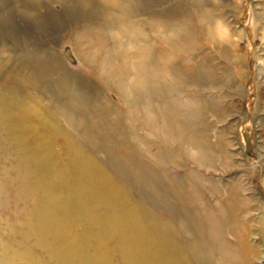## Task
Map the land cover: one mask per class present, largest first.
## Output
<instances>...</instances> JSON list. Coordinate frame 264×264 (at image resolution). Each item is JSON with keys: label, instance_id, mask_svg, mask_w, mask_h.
<instances>
[{"label": "rangeland", "instance_id": "rangeland-1", "mask_svg": "<svg viewBox=\"0 0 264 264\" xmlns=\"http://www.w3.org/2000/svg\"><path fill=\"white\" fill-rule=\"evenodd\" d=\"M95 54L98 62L87 59ZM144 57L152 58L155 73L149 89L130 84L133 66ZM0 94L24 121L19 138L8 128L0 131L8 151V172L0 173L7 232L0 240L28 244L33 257L25 264H59L52 248H64L67 263L86 264L81 259L94 250L68 254L70 227L60 233L52 225L44 233L50 247L37 245L40 221L28 217L34 202L29 179H17L18 139L20 153L35 152L42 162L41 179L71 194L56 218L76 217L73 237L85 241L90 229L74 196L83 182V196L92 191L91 180L80 175L87 157L74 152L78 147L134 201L176 226L191 264H216L217 257L214 240L195 230L194 219L222 207L230 221L239 206L237 227L252 225L249 240L258 250L252 261L264 264L257 223L264 214V0H0ZM147 107L159 115L157 130L146 123ZM163 110L173 112L172 119L161 117ZM199 144L211 149L202 155ZM17 206L21 225L15 228ZM223 239L235 242L229 229ZM189 244L197 246L195 256Z\"/></svg>", "mask_w": 264, "mask_h": 264}, {"label": "bare ground", "instance_id": "bare-ground-1", "mask_svg": "<svg viewBox=\"0 0 264 264\" xmlns=\"http://www.w3.org/2000/svg\"><path fill=\"white\" fill-rule=\"evenodd\" d=\"M114 1L115 0H112V2ZM224 37L230 39V36L224 35ZM102 47L103 42L100 41L97 49ZM147 51L152 50L148 48ZM90 58L92 61L98 62L96 54L92 57H87V59ZM147 58L148 60L144 57V61L142 58L139 65H135V67L133 66V69L136 68L137 72L135 79L130 83L132 86L137 85L138 87L150 88V84L155 78V73L153 66L148 64L151 63L152 58ZM154 58H156V56ZM112 62L113 61H111V63ZM121 67H123V65ZM105 69L107 68L105 67L103 69L104 72L106 71ZM190 70H195L196 73H198V71L200 72V70L194 69L193 67L190 68ZM6 100L7 97L0 94V131L8 128L11 130V133L18 135L19 138L20 127L23 126L24 121L22 123L20 122V113H17L18 115L13 113V115L12 112H10L11 110H8L9 107L7 108L6 106ZM189 102L188 105L194 104L193 107L198 109L199 105L196 101L190 100ZM144 111L147 115L146 123H149L151 128L157 130V121L159 120V117L157 116L159 115L154 114V111L148 107L145 108ZM162 115H166V118L174 116L173 112L170 110L161 111V117ZM174 119L171 121H174ZM115 122L118 124L119 118H117ZM194 138L197 139L195 136ZM194 138L191 137V139ZM18 140V158L21 160V168L19 174H17V179L19 178L18 181L20 182V174L22 178L29 179L27 181L29 189L27 190L29 196L33 198L34 202L31 205V212L27 214L31 220L37 217L40 221L35 230L37 231V245L44 247L45 250L46 247H50L47 245L48 242H45L46 237L44 236V233L48 231L50 225L53 226L54 230V227L58 226L56 229L57 232H60L61 228L67 230V227H70L68 228L70 233L65 242L67 243L66 247H70L71 250L68 254L71 255L72 253H78L85 249L94 250V254H90L89 256L84 255L81 259L85 260L86 264H114L112 259L108 257L107 253H113V255L116 256L117 261L119 262L117 264H191L184 253L185 244L181 240V234L176 226L165 219L155 216L153 213L146 210L141 204L134 201V199L131 198V195L127 193L124 186L115 180L101 164L96 162L92 156H88L89 154H87V151H79L81 148L76 146L74 152L77 154L81 153L84 155L83 157H87L85 159L86 161H83L82 164H80L82 165L79 167H82L80 175L83 179L88 177L89 180H91V184L89 185L91 188L88 190L92 191L89 192L87 190L89 192L88 196H83V192L86 190L84 188L87 187V185L84 187V182L74 191V196H76V200L81 209L78 215H81L88 220L85 221L86 224L84 225L86 228V225H88L90 229H87L89 232L84 236V238H86L85 241H83V238H80V240L78 237H73L72 233L76 232L74 230H77L78 227L74 223L76 217H73V214L69 213V216L66 215L68 221L56 218V215H58L57 210L59 209L61 211V209L66 208V199L71 194L68 193L64 195L60 189V185L49 183L41 179L46 175L41 171L43 168L42 162L35 158V156H37L35 152L27 151V149H25L26 152L23 150V152L20 153V139ZM197 149L199 150V153L203 155L211 148L199 144ZM7 152L0 145V173L4 175L8 172L6 165ZM28 153L30 154V158L27 157ZM149 153L151 155L153 154V151H149ZM122 157L124 161L128 163L131 162V156H129V154L124 153ZM47 165L44 164V167ZM90 168L96 169L99 173L94 172L92 175L91 172H89ZM4 190L3 185H0V201ZM190 195L194 197L193 194L190 193ZM195 201L198 202L197 200ZM16 204L20 205V196L17 199ZM103 208H113V211L112 213H107L105 210H102ZM233 212H237L238 214L234 217L232 216L233 219L230 221L226 220L228 217L227 212L222 207L219 209L218 213L214 212V210L202 213L199 218L196 217L194 219L195 230L199 231L204 239L205 236H207L214 240V243H212L210 247H213V252L217 253L215 259L216 264H253L252 256L256 255L258 250L253 244H251L249 237L254 233L252 232L254 229L247 221L240 223V227H237V223L240 222L241 219L239 214L241 215L242 208L240 206L234 207ZM15 214L16 219L13 225L16 228L21 225L19 206L16 207ZM70 217L72 218V221ZM251 219L256 221L253 218ZM258 219L257 223L259 225L258 228L260 229L259 235H264V214ZM3 224L4 223L1 222L0 219V234L7 232ZM232 224H235L236 227H232ZM94 228L97 230L95 233L92 232V229ZM228 229L232 231L234 235L235 242L233 244L223 239V235ZM87 239H94L96 245L90 244ZM79 242H81L82 245ZM200 244L202 245V243ZM26 245L21 244L16 240H12V243L10 244L8 242L3 243V241L0 240V264L27 263V259L33 256L30 252V248H28L29 245ZM52 249L53 253L50 252V254L57 259L59 264H72L67 263L64 254H61L64 248H60L59 250H56L55 248ZM188 251L189 254L195 256L197 246L189 244ZM80 263L81 262H79V264Z\"/></svg>", "mask_w": 264, "mask_h": 264}]
</instances>
